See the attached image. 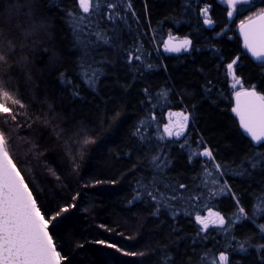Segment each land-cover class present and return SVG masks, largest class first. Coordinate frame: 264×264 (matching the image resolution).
Here are the masks:
<instances>
[{
	"label": "trees",
	"instance_id": "trees-1",
	"mask_svg": "<svg viewBox=\"0 0 264 264\" xmlns=\"http://www.w3.org/2000/svg\"><path fill=\"white\" fill-rule=\"evenodd\" d=\"M13 3L0 0V11ZM104 3L91 25L105 35L101 43L84 34L78 40V0H32L35 21L43 27L22 50L17 47L6 77L19 87L27 115L0 128L50 221L49 234L66 257L62 264H213L219 251L228 264H264V235L250 221L227 231H201L195 220L213 210L227 225L240 208L250 214L252 198L264 190V168L251 167L264 144L254 149L237 130L224 73L237 60L242 86L264 94V63L251 61L234 32L213 37L227 24V7L218 0ZM263 11L264 0H254L245 14ZM26 20L21 17V23ZM169 35L188 38L189 49L163 53L161 40ZM146 39L155 40V53ZM85 40L93 41L87 62L94 61L99 72L93 86L81 67ZM140 44L144 51L137 55ZM167 112L189 116L183 141L145 131L147 122L151 130L162 126ZM86 135L95 143H84ZM194 144L212 153L211 166H221L229 194L216 204L207 202L205 168L190 154ZM254 219L264 225V214Z\"/></svg>",
	"mask_w": 264,
	"mask_h": 264
},
{
	"label": "snow or ice",
	"instance_id": "snow-or-ice-1",
	"mask_svg": "<svg viewBox=\"0 0 264 264\" xmlns=\"http://www.w3.org/2000/svg\"><path fill=\"white\" fill-rule=\"evenodd\" d=\"M226 2L228 8L231 9L228 16L232 17L234 12L241 10L238 5H248L250 0H226ZM78 3L82 13L85 14L81 15L77 21L78 40L82 38L81 34H84L95 37L98 42H107L105 35L99 29L92 30L91 28V15L99 6V0H78ZM107 6L113 7L112 4ZM25 8L27 12L23 11ZM201 11L206 17L205 24H211L212 21L207 18L209 9L204 8ZM22 16L27 18L25 22L27 27L25 23H21ZM42 27V23L37 24L35 21L32 0H15V3L10 4L7 9L0 11V124L8 125L9 121L15 124L18 117L27 115V105L23 102L19 87H13L11 80L6 77L11 74L12 61L17 47L19 46L22 50L34 32ZM239 27L244 47L257 61L264 63V13L255 19L250 18L247 23L241 22ZM92 43V40L85 41L82 49L84 58L81 61V67L89 86H93L99 76L95 62H87V57L92 54L89 51ZM191 43L188 39L181 40L178 44L165 42V50L168 52L187 51ZM135 58L140 59L139 56ZM236 63L237 61L233 60L227 65L228 73L235 81L233 88L241 85V80L235 77L233 71ZM235 98L236 106L232 111L239 117L241 128L253 142L257 145L261 144L264 142V94H259L253 86L252 90L236 91ZM173 115L179 117L175 122L176 131L173 132L172 127L165 125L164 133L169 137L173 135L180 137L184 134L189 116L183 113ZM139 131L140 129H137V132ZM9 142L8 135L0 128V264H62L66 257L57 250L49 234L50 221L45 219V215L37 204V199L26 183L25 176L10 155ZM83 142L90 144L95 143V140L86 135ZM68 151H71L70 147ZM196 155L209 157L210 161L212 159V153L206 148ZM153 160L158 163V158L154 157ZM220 167L216 165L217 170ZM251 167L264 168V153L251 157ZM180 187L183 188L184 185L181 184ZM255 199L254 214L264 213V190ZM67 210L63 208L61 212ZM244 212L245 209L240 208V213ZM56 215L59 216L60 213ZM51 219L55 220L56 217L53 216ZM195 219L201 225V231L208 230L210 226L224 229L226 225V218L219 211H209L207 217L197 215ZM228 223L230 224L231 221L229 220ZM261 228L264 230V225ZM107 246L115 247L111 244ZM260 247L264 248V245ZM241 250L246 251L244 244L241 245ZM131 255H136V253H131ZM165 264H171V262L166 259ZM219 264H228V256L224 253L219 256Z\"/></svg>",
	"mask_w": 264,
	"mask_h": 264
},
{
	"label": "rangeland",
	"instance_id": "rangeland-1",
	"mask_svg": "<svg viewBox=\"0 0 264 264\" xmlns=\"http://www.w3.org/2000/svg\"><path fill=\"white\" fill-rule=\"evenodd\" d=\"M105 1L106 0H99V6L95 9L94 13L91 15V21L92 22H94V20H96L97 17H100V14L103 13V7L105 8V5H104ZM223 3L225 5H227L226 0H223ZM83 15H85V14H83ZM204 19H206V17H204ZM150 38H152V37H150ZM167 39H171V40L177 41V38L174 37V36H171V35H169ZM146 40L149 43V47L151 49H153V47L155 46V40H152V39L151 40L150 39H146ZM85 41H84V43H85ZM162 41L163 40H161V42ZM141 47H142L141 44L139 46L135 47L137 55H141V50L144 51L143 47L142 48ZM146 48H147V46H146ZM155 50L156 49H153L154 53H155ZM143 54L144 55L146 54V57L148 55V53L146 51ZM230 79H231L232 83L235 82L232 75H230ZM174 113H176V112H167V113H165L164 124L162 126L153 125L152 130L149 128L151 126V125H149L150 123H148V122L144 123L145 131L146 132L152 131L153 135H156L158 138H161V139L165 138L166 140L176 139V140H179V141L180 140L183 141L184 140V136L177 137L176 135H173V136L169 137V136H167L164 133L165 125H168V126L172 127L173 131H176L175 122L179 119V117L173 115ZM178 113H183V112H178ZM174 136H176V137H174ZM198 147H199V145H197V144L190 145V152H191L190 154H191V158L192 159H195V158H197L199 156V155H196V153H199V150H200ZM205 158L207 159L209 157H205ZM207 161L208 162H206V161L199 162V165H201V166H203L205 168V170H204L205 172L202 175V184L205 187L206 191L208 192V201H207L208 204H212V203L216 204V203H218L219 199L225 198L229 194V190H228V187H227V183L224 182V179L222 178L220 171L217 170L216 165L212 164L213 166H211V164L209 163L210 158ZM211 163H213V162H211ZM263 187H264V184H263ZM253 203H254L253 207L250 206V208L252 210V215L257 217L259 214H254V207H255V204H256V200ZM196 216L197 215H195V217ZM231 218H232V221L230 223V226H228V223H227V225L225 226L223 231H227V230L231 229L234 224H236L238 221H240L243 218V216H242V214L239 211V212L233 214L231 216ZM215 228H217V227L215 226ZM221 253H224V252L223 251H219L216 254V256L214 257V259L212 260V262L215 261V264H219V256H220Z\"/></svg>",
	"mask_w": 264,
	"mask_h": 264
},
{
	"label": "flooded vegetation",
	"instance_id": "flooded-vegetation-1",
	"mask_svg": "<svg viewBox=\"0 0 264 264\" xmlns=\"http://www.w3.org/2000/svg\"><path fill=\"white\" fill-rule=\"evenodd\" d=\"M219 2H223V0H218ZM253 2H254V0H250V3L248 4V5H238V8H240L241 10L240 11H236V12H234V14H233V16L232 17H229L228 16V12L229 11H231V9H229L228 8V6L226 5V7H227V24L221 29V30H219L218 31V33L217 34H213V37H215L216 35H220V34H227V33H230V32H234L235 34H236V36L238 37V34H237V32H238V29H239V26H240V24H241V22H246V21H248L250 18H253V17H255V16H257L258 14H245V13H247V11H249L250 9H251V7H253ZM246 15V16H245ZM240 16H242V17H244L243 19H245V20H243V21H238V17H240ZM208 26V29L210 30L211 28H212V26H211V24H207ZM168 37H166V38H164L163 39V41H162V44H161V51L163 52V53H165V54H167V55H174V54H169V53H167L166 52V50L164 49V42H165V40L167 39ZM184 39H188V38H177V40H184ZM238 39H239V37H238ZM189 40V39H188ZM240 40V39H239ZM241 45H242V43H241ZM190 47V46H189ZM243 47V46H242ZM189 49V48H188ZM244 49V48H243ZM245 51V50H244ZM183 52H185L184 50L182 51V52H180V53H183ZM179 54V53H178ZM250 58V57H249ZM237 61V60H236ZM252 61V60H251ZM253 62V61H252ZM254 63H256V62H254ZM256 64H261V63H256ZM228 65V64H227ZM227 65L226 66H224L225 68H224V73H225V76H226V79H227V81H228V86H229V89H230V91H231V99H232V105H231V108H230V114H231V116H232V118L234 119V121L236 122V127H237V130L239 131V133L244 137V138H246L248 141H249V143H250V145L254 148V149H256V148H258L260 145H262V144H264V142H262L261 144H259V145H257V144H255L250 138H248V136H246V134L244 133V131L242 130V128H241V126H240V123H239V120H238V118L236 117V115L233 113V111H232V109L234 108V96H235V92L236 91H240V90H246V89H253V88H245L244 86H242V84L241 85H238L236 88H233L232 87V85L235 83H232V81H231V79H230V75H229V73H228V69H227ZM236 67H237V63L234 65V68H233V71H234V74H235V77L236 78H238L237 77V74H236ZM239 79V78H238ZM256 91V90H255ZM176 113H178V112H176ZM189 123V122H188ZM188 126H189V124H187V126H186V128H185V130H184V134L182 135V136H184V138L186 137V135H187V132H188ZM163 130V129H162ZM173 132H175V131H173ZM174 137H176V136H174ZM199 153H202L204 150H205V148H201L200 147V145H199ZM198 157H200V161L201 162H204V161H206V162H208L207 160L209 159V158H205L204 156H202V155H199ZM212 160V159H211ZM209 163L211 164V161H209ZM253 202H255V200L252 198V201H251V205L250 206H252L253 207ZM210 211H213V210H210ZM207 212L208 211H206L205 212V214H200V215H202V216H205V217H207ZM213 212H215V211H213ZM264 213H260L258 216L260 217V216H262ZM242 216H243V218L240 220V221H238L237 223H241V222H243V221H246V220H248V221H250L251 222V224H253V225H255L254 227L255 228H257L258 230H259V233H261L262 235H264V230H262V228H261V226L263 225V223H257L258 221H255V219H254V217L256 218V216H254V215H252V210H251V212H250V214H245V213H243L242 214ZM257 216V217H258ZM201 226V225H200ZM211 227V226H210ZM261 231V232H260Z\"/></svg>",
	"mask_w": 264,
	"mask_h": 264
},
{
	"label": "water",
	"instance_id": "water-1",
	"mask_svg": "<svg viewBox=\"0 0 264 264\" xmlns=\"http://www.w3.org/2000/svg\"><path fill=\"white\" fill-rule=\"evenodd\" d=\"M262 13H264V11L262 12ZM261 14V13H260ZM260 14H258V15H260ZM257 15V16H258ZM257 16H255V17H253V18H251V19H255ZM248 21H246L245 23H247ZM237 34H238V37H239V39H240V41H241V43H242V46H243V48H244V50H245V52H246V54L250 57V59L253 61V62H256V63H261L260 61H257L256 60V58H254L252 55H251V53H249L248 51H247V49L244 47V41H243V36L241 35V32H240V27H239V29H238V32H237ZM181 40H177V41H174V40H171V39H166L165 40V42H168V43H170V44H178L179 42H180ZM165 42H164V49H165ZM183 50H181L180 52H182ZM167 53H169V54H178V53H180V52H168V51H166ZM246 90H252V89H246ZM236 106V98H235V96H234V107ZM234 113V112H233ZM235 114V113H234ZM236 115V114H235ZM237 118H238V120H239V117L238 116H236ZM240 123V122H239ZM243 130V129H242ZM245 133V132H244ZM246 134V133H245ZM246 136H248V138H250L251 139V137L249 136V135H247L246 134ZM255 143V142H254ZM256 144V143H255ZM209 212V211H208ZM208 212H207V215H208Z\"/></svg>",
	"mask_w": 264,
	"mask_h": 264
}]
</instances>
